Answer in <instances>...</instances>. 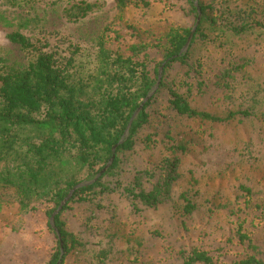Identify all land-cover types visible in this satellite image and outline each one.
I'll return each mask as SVG.
<instances>
[{
  "label": "rangeland",
  "instance_id": "1",
  "mask_svg": "<svg viewBox=\"0 0 264 264\" xmlns=\"http://www.w3.org/2000/svg\"><path fill=\"white\" fill-rule=\"evenodd\" d=\"M74 1L79 0H0V72L31 60L9 39L15 31L54 47L78 46L73 71L85 76L96 66L106 28L112 30L108 46L128 54L138 39L165 36L172 25H196L188 0L130 5L125 21L116 18V0H87L100 8L71 23L63 11ZM206 1L219 11L220 27L207 30V38L196 37L193 65L174 63L165 82L187 94L199 111L221 117L248 111L250 116L214 122L181 115L170 105L168 89H161L134 149L122 154L118 175L105 177L111 189L97 188L92 200L76 202L63 213L81 242L63 264H179L195 249L226 261L247 253L264 257V0ZM251 16L260 24L236 33L234 27ZM147 56L154 75L161 54L152 50ZM162 77L163 71L160 82ZM149 134L156 140L147 145ZM155 185L165 193L153 206L126 191ZM0 196L10 202L0 209V264H46L56 246L48 205L40 203L23 215L14 189L0 188ZM240 228L250 232L254 248L242 240Z\"/></svg>",
  "mask_w": 264,
  "mask_h": 264
},
{
  "label": "trees",
  "instance_id": "2",
  "mask_svg": "<svg viewBox=\"0 0 264 264\" xmlns=\"http://www.w3.org/2000/svg\"><path fill=\"white\" fill-rule=\"evenodd\" d=\"M200 21L190 45L184 48L193 31L191 27L172 25L165 36L148 35L129 46L124 54L108 46L106 28L98 40L96 66L87 75H76V55L80 49L52 46L48 42L32 40L20 32H12L9 39L31 56L25 67L6 68L0 72V188L14 189L20 213L35 212L38 204H47L50 231L55 232L56 246L46 264H63L67 253L81 244L76 234L67 228L62 215L76 202L92 200L100 191L111 188L105 177L118 175L123 163L122 154L134 149L137 137L150 121L148 107L161 89H168L170 105L181 115L223 122L248 117V111L230 112L225 117L194 108L188 96L165 82V74L174 63L193 65V46L196 37H208L207 30L220 27V13L212 2L188 0ZM116 18L125 21L130 5L149 6L147 0H116ZM100 3L79 0L64 8L68 22L77 23L100 8ZM235 26L236 33L255 28V17ZM129 28H133L129 24ZM116 36H121L115 30ZM158 50L161 61L155 74L148 64V51ZM160 69L163 77L159 89L153 91ZM134 117V118H133ZM156 139L149 134L147 145ZM114 147H116L114 151ZM113 161L110 163L111 159ZM107 170L92 184L77 188L92 180L108 164ZM175 165V162L172 164ZM135 199L153 206L165 193L155 185L152 190L126 188ZM10 202L0 196V209ZM137 206L136 204L134 205ZM59 210L58 213L56 211ZM137 208V207H136ZM188 211L193 205L188 203ZM54 217V226L51 219ZM58 232L56 231V229ZM239 230L244 241H250L249 231ZM179 264H264V257L247 253L232 261L215 257L208 251L195 249Z\"/></svg>",
  "mask_w": 264,
  "mask_h": 264
},
{
  "label": "water",
  "instance_id": "3",
  "mask_svg": "<svg viewBox=\"0 0 264 264\" xmlns=\"http://www.w3.org/2000/svg\"><path fill=\"white\" fill-rule=\"evenodd\" d=\"M199 21H200V15H199V17H198V20H197V22H196V25H195V27H194V29H193V31H192V33H191V35H190V37H189V40H188V42H187V44H186V46H185V48H184V51H186L187 49H188V47H189V45H190V42H191V39H192V36H193V33H194V31L196 30V28H197V26H198V23H199ZM161 72H162V69H160V75H159V81L157 82V85L156 86H158L159 85V83H160V79H161ZM155 90V89H154ZM154 90L148 95V97L144 100V102L141 104V106L139 107V109L136 111V113H135V115H134V117L138 114V112L142 109V107H143V105H144V103L147 101V100H149L150 99V97L152 96V94H153V92H154ZM133 117V118H134ZM115 149H116V147H114V151H115ZM113 158L114 157H112V159H111V161H110V163L113 161ZM110 163L94 178V179H92L91 181H88V182H84V183H80V184H78L74 189H72V191H71V193H70V196H72L73 195V193H74V191L77 189V188H80V187H82V186H85V185H88V184H92L93 182H95L106 170H107V168L110 166ZM56 213H58V211H56ZM51 223H52V225L54 226V217H52V219H51ZM55 227V226H54ZM56 229V228H55ZM56 231L58 232V230L56 229ZM58 264H60V261H59V263Z\"/></svg>",
  "mask_w": 264,
  "mask_h": 264
}]
</instances>
